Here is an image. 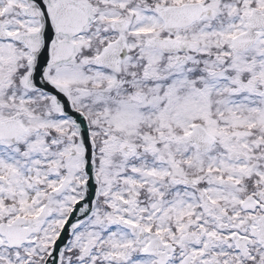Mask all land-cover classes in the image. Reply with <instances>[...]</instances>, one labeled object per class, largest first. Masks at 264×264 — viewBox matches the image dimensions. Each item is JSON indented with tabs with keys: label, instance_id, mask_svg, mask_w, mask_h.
I'll return each mask as SVG.
<instances>
[{
	"label": "snow or ice",
	"instance_id": "1",
	"mask_svg": "<svg viewBox=\"0 0 264 264\" xmlns=\"http://www.w3.org/2000/svg\"><path fill=\"white\" fill-rule=\"evenodd\" d=\"M0 264H264V0H0Z\"/></svg>",
	"mask_w": 264,
	"mask_h": 264
}]
</instances>
